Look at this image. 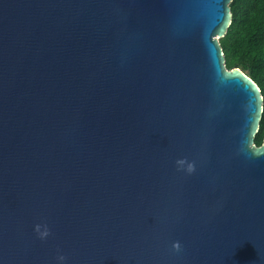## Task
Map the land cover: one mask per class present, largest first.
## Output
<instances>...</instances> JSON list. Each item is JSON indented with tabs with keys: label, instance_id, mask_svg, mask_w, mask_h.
Masks as SVG:
<instances>
[{
	"label": "water",
	"instance_id": "1",
	"mask_svg": "<svg viewBox=\"0 0 264 264\" xmlns=\"http://www.w3.org/2000/svg\"><path fill=\"white\" fill-rule=\"evenodd\" d=\"M230 1L0 0V264H264Z\"/></svg>",
	"mask_w": 264,
	"mask_h": 264
},
{
	"label": "trees",
	"instance_id": "2",
	"mask_svg": "<svg viewBox=\"0 0 264 264\" xmlns=\"http://www.w3.org/2000/svg\"><path fill=\"white\" fill-rule=\"evenodd\" d=\"M230 23L218 39L227 69L239 68L259 87L263 111L254 142L264 135V0H231Z\"/></svg>",
	"mask_w": 264,
	"mask_h": 264
},
{
	"label": "clouds",
	"instance_id": "3",
	"mask_svg": "<svg viewBox=\"0 0 264 264\" xmlns=\"http://www.w3.org/2000/svg\"><path fill=\"white\" fill-rule=\"evenodd\" d=\"M176 164L178 165L179 169H183L185 164H187L186 171L188 173H192L195 170L194 163L187 162L186 159H179V160L176 161ZM35 231L39 234V236L42 239L46 238L50 234L46 225L44 226V230L43 231H41V225H39V224L36 225L35 226ZM172 247L177 252H179L181 250V244L178 241L174 242ZM58 259L63 261L65 259V257L61 255V256L58 257Z\"/></svg>",
	"mask_w": 264,
	"mask_h": 264
}]
</instances>
